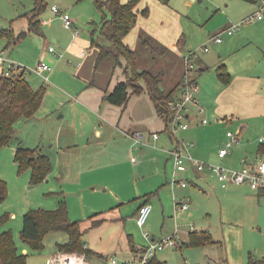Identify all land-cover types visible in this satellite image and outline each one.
<instances>
[{"label": "rangeland", "instance_id": "rangeland-1", "mask_svg": "<svg viewBox=\"0 0 264 264\" xmlns=\"http://www.w3.org/2000/svg\"><path fill=\"white\" fill-rule=\"evenodd\" d=\"M156 1L152 5L151 0L138 1V12L146 5L149 6V12L147 15L138 13L136 24L127 33L128 36L132 37L133 42V44H128L129 46L135 47L136 32L139 27L153 34L148 26L153 28L167 26L169 29L168 34L171 36L170 42L178 44L177 39L182 36L183 41L179 42L178 45V51L181 55H187L189 51L194 50L197 54L196 57L200 56L207 63V69L198 74L200 77L205 73V78L202 77L205 81L201 83L198 78L201 92L203 88H209L207 82L209 83L218 78L216 63L219 59L225 61L229 72L246 70L251 75H262L264 78V18L244 23L232 34L223 32V29L231 22H237L244 14L253 12L258 7V1ZM42 3L39 18L41 21L46 19L48 22L40 24L38 32H27L24 36L13 41L2 34L3 30H12L15 36L26 31L29 24V15L35 7L34 0H0V29H2V33H0V50L4 49L5 52L7 50L15 62L23 65L27 72V79L34 87L43 84L46 89L43 102L37 110L36 119L27 123L17 122L16 129L19 136L12 138L7 145L0 148V178L5 179L7 183V196L0 203V214L8 213L9 215L5 222L0 225V231L10 230L18 251L21 252L22 247L27 246L28 253L39 250L31 248L20 237L22 215L29 208H54L59 201L57 191H54V189L57 190L58 188L53 186L56 179L52 173L37 183H31L29 169L18 171L13 158L14 149L19 144L29 147L39 145L41 150L49 154L52 161L58 151V125L64 119L60 116V113L68 104L67 93L77 87L74 77L76 60L73 59L74 62L71 60L74 56L71 55L70 58L67 55L69 58H66L63 54V57L59 56L60 58H57L46 52L48 45H53L54 48L58 46L52 40L54 35L70 38L72 36V30L64 26L60 14L53 13L50 6L56 4L59 8L65 10L73 19V27L79 30L80 36L89 37L90 41L87 46L89 51L96 48L95 44H91L92 36L98 41L101 40L99 24L102 15L107 13V8L104 6L99 7L94 0H42ZM52 18L56 19L53 21ZM218 31H222V41L219 43L208 41V37ZM236 36H240V38L235 46H231L230 40L232 41ZM203 46H206L207 49L203 50ZM139 54H137L133 66V69L137 70L138 73L142 70L162 71L161 85L165 88L173 87L178 81L181 65L180 62H176V58H174V61L170 56L152 55L146 51ZM120 59L123 60L120 66L123 68L126 62L124 58L120 57ZM197 59L195 58L194 61L195 68H197L196 75L199 68ZM41 60L53 67L51 72L54 75L47 76V80H44L41 75L30 69L35 67L38 61ZM138 73L132 77V80L143 83L142 78H138ZM45 74H48V72H44ZM262 89L264 90V86H262ZM209 119V123L221 120L212 117H209ZM238 119L236 129L232 125L229 128L235 134L238 132L239 140L231 146L233 151L231 157L223 160L225 166L232 168L241 167L238 157L239 152L244 153L243 156L247 154L249 161H253L256 154L258 159H264V153L258 151L259 137L264 135V114L261 116L252 115L249 118L238 117ZM209 123L207 124L210 125ZM239 123L240 125L245 124L240 131H238L240 128ZM182 130L181 128L176 129V135L180 138L182 137L180 135ZM225 130L226 126L223 128L214 127L210 130L211 133L209 132L210 140H213L219 134H223ZM188 132L187 136H183V140L190 144L189 141H196L195 138L197 137L193 135L192 129ZM200 137L202 136L200 135ZM203 141L207 143V136L203 137ZM193 146L190 148L195 147ZM207 161L216 162L213 159ZM204 172L200 174L206 177L207 180L209 179V182H216L214 175L207 170ZM182 177L192 181L194 179L193 175L189 173ZM239 188L240 192L238 194L227 197L222 196L227 192L212 191V194H210L209 190H200L192 182H189L188 187L185 189L188 190L192 198L190 213L178 217L179 220L174 230L172 228L177 218L171 221L172 228L168 230L172 231L170 234L165 231L162 233H165L163 234L165 237L171 235L176 229L177 234L181 238L185 237L187 241L190 232L206 230L218 242L206 247L191 245L190 243L182 246L181 243L176 247H165L156 251L155 259L165 261V264H216L217 261L220 264L223 261L227 264H246L249 256L255 259L263 258L264 193L252 190L245 184H242ZM234 190L232 189L229 192ZM52 204L56 205L52 207L50 206ZM11 214L13 215L11 216ZM144 227L148 228L146 224ZM181 230H183V233ZM150 231L152 234L157 235L156 239L161 236L159 232L154 233L152 229ZM137 234L141 242L145 243L143 236H141L142 231L137 229ZM48 236L49 233L44 238L45 245ZM117 262L122 264L120 258L117 259ZM150 262L147 264H150Z\"/></svg>", "mask_w": 264, "mask_h": 264}, {"label": "crops", "instance_id": "crops-1", "mask_svg": "<svg viewBox=\"0 0 264 264\" xmlns=\"http://www.w3.org/2000/svg\"><path fill=\"white\" fill-rule=\"evenodd\" d=\"M156 2L151 0V5ZM47 22L48 20L43 19L40 24ZM148 27L153 34L139 27L136 32V43L138 33L145 31L157 41L167 45L176 56H179L178 59L182 60L183 55L178 51L179 42L183 41L182 36L177 39L178 44H176L170 42L171 36L168 34L167 26ZM209 37L208 41L216 42L209 40ZM239 38L240 36H236L232 41L230 40L231 46H235ZM52 40L58 44L55 47L56 54L48 49L53 45L47 47L46 52L52 57L74 56L71 60H76L74 77L77 87L67 93L68 104L60 113L64 119L58 125V151L54 157L52 156L53 170L49 174L52 173L56 179L53 186L58 189H53L57 191L59 199L65 201L69 217L79 222L84 245L103 257L86 258L77 252L71 254L82 257L91 264H118L119 258L122 264H129L130 259L137 255L140 249L157 240V235L152 234L151 229L154 233L159 232L161 236L159 235L158 239L164 237L163 231L170 234L172 231L168 230L172 228L171 221L177 218L172 228L174 230L178 217L190 213L192 199L185 189L189 183L186 186L173 184V177L180 179L189 173L194 177L193 181L190 179L189 182L200 190H209L210 194L212 191L227 192L222 196L228 197L240 192L241 184H230L227 188H222L217 180L209 182V179L201 175L205 172L200 174L192 171H175L169 151L176 145L177 138L172 137L165 129V122L157 114L148 91L144 88L138 94L132 93L124 106L108 102L105 95L112 90L117 81L124 79L125 75L122 67L115 65V60L110 56L102 59L98 68H94L98 50L96 47L95 50L89 51L87 47L89 37L80 34L75 37L72 35L71 38L54 35ZM124 41L133 44L132 37L128 34L125 35ZM6 52L7 57L12 59L10 53L7 50ZM197 58L201 69L198 70L196 77L202 83L205 81L203 79L205 73L200 77L198 74L207 69L208 65L200 56ZM221 64L227 67L225 61L219 59L216 66ZM52 70L51 66L47 71L49 75L45 74V76H53ZM181 72L182 66L179 76ZM228 73L230 76L228 81L221 80L217 76L216 80L207 82L208 89L205 87L206 90L203 88L202 92L199 91L200 100L206 108L207 123L210 122L209 117L221 120L213 121L208 125L201 123L198 116L192 115L189 127L183 129L180 134L182 137L176 135L183 140V136H187L188 131L192 129L193 135L198 140L195 138L196 141H189V150L192 156L200 160L213 159L224 164L223 160L230 158L233 151L230 148L228 154L220 159L217 150L226 140V132L231 130L229 126H235L236 129L238 117L249 118L252 115L264 114L263 76L251 75L246 70L228 71ZM35 119L36 114L31 119L18 122L27 123ZM244 125L241 124L238 131L242 130ZM224 126H226L225 132L210 140V130ZM154 132L158 134L156 138L153 137ZM17 134L15 127L16 137L19 136ZM206 136L207 143L203 141V137ZM192 145L195 147L190 148ZM243 155L242 152L238 154L240 165L243 157H247L249 161L247 154ZM257 157L256 154L253 159H258ZM232 189L235 190L229 192ZM175 200L188 201L190 207L186 209L176 207ZM144 202L151 204L148 222L145 223L150 228H147L150 236L146 238L143 233L141 235L145 243L141 242L137 234V229L140 231L142 229L136 222L138 207ZM181 232L183 233V230ZM67 238L65 231H52L49 232L42 250L28 253V247L23 246L21 253L28 256L26 264H50L54 255L61 252L56 244L66 241ZM185 239V237L181 238V246ZM112 257L116 260L114 263L110 262ZM151 262L165 264V261L156 260L155 256ZM217 262L216 264H220ZM224 262L222 264H227Z\"/></svg>", "mask_w": 264, "mask_h": 264}, {"label": "trees", "instance_id": "trees-1", "mask_svg": "<svg viewBox=\"0 0 264 264\" xmlns=\"http://www.w3.org/2000/svg\"><path fill=\"white\" fill-rule=\"evenodd\" d=\"M94 1L99 7L104 6L107 8V13L102 15L99 24L101 40L98 41L93 36L91 37V44H95L98 50L94 68L98 66L102 59L108 56L115 60V65L117 66H121V62H123L120 57L124 58L126 62L122 68L125 78L116 82L112 90L105 95V99L112 104L124 106L132 93L138 94L146 88L157 114L165 122V129L173 137L174 135L170 129L173 112L167 102L178 93L182 83L183 57L182 60L178 59L179 56H176L167 45L157 41L145 31L138 33L135 47L129 46L124 41L125 35L135 25L138 13L148 14L149 7L147 5L138 12L137 3L139 0ZM34 4L35 7L31 15H29V24L26 31L20 32L18 36H15L12 30H3L2 33V29H0V33L5 34L9 40L12 39L14 41L16 38L24 36L27 32H38L41 23L39 15L43 3L42 0H34ZM142 51L152 55L170 56L172 59L176 58V62H180L182 72L173 87L165 88L161 85L162 71L142 70L138 73L137 70L133 69L137 54ZM200 69L198 68V70ZM137 73L139 74L138 78H142L143 83L137 82L138 78L136 82L132 80V77ZM216 74L221 80L225 81H228L230 77L225 64L217 66ZM45 90L43 84L34 87L29 82L25 69L21 71L14 70L11 75L0 73V148L7 145L12 138H16L15 127L18 121L28 120L35 116L43 100ZM258 151L264 153V141H260ZM13 158L19 172L24 169L30 170L31 183H37L45 179L52 170L50 156L38 146L29 147L19 144L14 149ZM258 192L264 193V189H259ZM6 196L7 183L5 179L0 178V203ZM8 217V213L0 214V225ZM52 231H65L68 235L66 241L56 244L59 250L77 252L86 258L103 257L84 245L79 222L69 217L63 199H59L54 208H29L23 213L20 237L31 248L42 250L45 245V236ZM217 242L218 240L214 239L206 230H195L190 232L189 239L184 241L183 244L190 243L191 245L206 246ZM142 250L143 248L138 252ZM135 251H137V248ZM26 261L27 254L18 251L12 232L10 230L0 231V264H26ZM246 264H264V257L255 259L249 256Z\"/></svg>", "mask_w": 264, "mask_h": 264}, {"label": "built area", "instance_id": "built-area-1", "mask_svg": "<svg viewBox=\"0 0 264 264\" xmlns=\"http://www.w3.org/2000/svg\"><path fill=\"white\" fill-rule=\"evenodd\" d=\"M258 1V7L251 13L246 14L240 18L237 22H231L223 29L227 34H232L239 28L240 25L264 17V0ZM51 10L54 13L60 14L65 27L72 30V35L75 37L79 34V30L73 27V19L65 11H62L56 4H52ZM222 31L216 32L209 37V40L216 42L221 41ZM49 51L55 52L53 46H49ZM207 47L203 46V50ZM84 53V51L82 52ZM61 54V53H60ZM196 52L189 51L187 55H183L184 66L182 83L180 85L178 93L168 100L167 104L172 109L173 118L170 123V129L173 135L177 138L176 145L170 149V158L173 162L175 171L177 172H196L201 173L205 170L209 171L215 176L219 185L222 188H227L230 184H245L252 190L264 189V159H254L248 161L247 157L241 159L242 165L238 168H232L225 166L221 162H210L200 160L191 155L189 152V144L176 136V129H186L190 125V118L192 115L199 117L201 123H207L208 118L205 114V106L200 100L199 91L200 85L196 77L197 68H195ZM25 69L22 64L15 62L13 59L7 57L4 49L0 50V73L5 75H11L14 70L21 71ZM31 71L38 75H41L44 80H47V72L51 69V66L45 61H39L35 67L30 68ZM44 75V77H43ZM156 132L153 133V137H157ZM226 140L217 150V156L223 158L226 156L231 146L239 140L238 132L235 134L231 130L226 132ZM259 141H264V135L259 137ZM172 183H179L181 186H186L189 183L187 178L177 179L173 177ZM174 205L179 208H189L190 203L188 201L175 200ZM151 212V204L148 202L142 203L137 210L136 222L141 227L143 235L148 238L150 235L148 230L144 227L147 218ZM181 244V237L175 230L171 235H167L157 240L151 241L147 246L143 248L137 255H134L129 264H147L150 259L156 254L157 250L165 247H176ZM115 258H110V262H115ZM50 264H91L82 257H79L70 252H58L54 255V258L50 260Z\"/></svg>", "mask_w": 264, "mask_h": 264}, {"label": "water", "instance_id": "water-1", "mask_svg": "<svg viewBox=\"0 0 264 264\" xmlns=\"http://www.w3.org/2000/svg\"><path fill=\"white\" fill-rule=\"evenodd\" d=\"M40 264V263H39Z\"/></svg>", "mask_w": 264, "mask_h": 264}]
</instances>
